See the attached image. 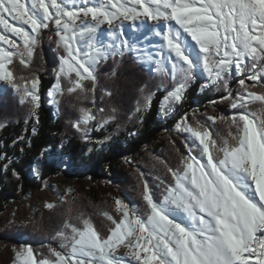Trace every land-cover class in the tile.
I'll list each match as a JSON object with an SVG mask.
<instances>
[{"label": "snow or ice", "instance_id": "6c2138e0", "mask_svg": "<svg viewBox=\"0 0 264 264\" xmlns=\"http://www.w3.org/2000/svg\"><path fill=\"white\" fill-rule=\"evenodd\" d=\"M45 30L62 49L50 102L59 111L60 98L75 96L69 123L86 142L90 125L103 129L116 109L101 107L98 116L80 101L90 97L95 105L100 65L125 56L159 79L161 114L201 80V89H222L220 101L236 113L208 115L211 123L178 121L186 151L177 149L178 166L167 168L171 180H159L158 198L144 180L143 207L115 198L119 218L103 213L113 225L106 236L81 213L78 224L67 218L56 230L59 249L48 246L45 255L23 245L14 249L13 264H264V0H0V42L7 45L0 46V81L37 122L39 78L10 66L18 60L30 67ZM236 76L234 92L229 81ZM100 91V99L112 95ZM140 92L137 112L148 110L155 95ZM218 122L228 125L227 136L214 130Z\"/></svg>", "mask_w": 264, "mask_h": 264}, {"label": "trees", "instance_id": "16d2710c", "mask_svg": "<svg viewBox=\"0 0 264 264\" xmlns=\"http://www.w3.org/2000/svg\"><path fill=\"white\" fill-rule=\"evenodd\" d=\"M50 35H53L50 30L44 31L29 68H24L18 60L11 66L17 75L39 78L41 102L36 110L38 122L29 114L28 107L19 103L17 94L11 88L0 93V156L7 157L0 159V215L14 200L41 187L29 174L46 148H50L53 154L59 149L60 153L70 155L75 165L85 167V178H89L90 186L82 183L81 179L76 193L53 210H39L25 225L6 226L0 218V264H12L14 249L21 243H28L39 251L48 249V246L59 249L60 241L53 238L56 230L67 218L71 223L78 224L77 217L81 213L90 219L100 234L106 236L113 225L103 213L119 218L108 185L120 182L123 192L143 207L140 194L144 180L148 181L158 198L161 192V188L157 187L159 180L170 181L167 168L178 166L180 153L177 149L186 151L185 136L175 131L177 120L186 116L195 125L196 118L208 122V115L230 117L236 113L227 101H220L226 94L222 89L204 88L200 91L201 80L188 88L185 99L175 108L174 116L161 119L160 101L165 93L156 91L159 79L125 56L122 61L109 60L100 65L95 105L90 97L80 101L97 111L98 116L101 107L109 112L112 108L116 109V119L103 129L97 130L94 123L91 125L90 140L86 142L69 123L70 118L76 115V110L71 107V103H77L74 95L65 94L60 98L56 121L53 108L45 103L46 94L55 83L54 69L59 63V52L54 41L48 39ZM238 79L240 77L236 76L229 81L234 92L239 88ZM85 83L90 85V82ZM247 83L251 84L250 81ZM141 88L146 92L153 91L155 95L148 110L137 112V100L142 98ZM100 89H107L112 95L100 99ZM214 130L227 136L228 125L218 122ZM97 141H103V145ZM7 163L8 167L4 169L3 165ZM13 170L19 178L13 175Z\"/></svg>", "mask_w": 264, "mask_h": 264}, {"label": "rangeland", "instance_id": "374dc122", "mask_svg": "<svg viewBox=\"0 0 264 264\" xmlns=\"http://www.w3.org/2000/svg\"><path fill=\"white\" fill-rule=\"evenodd\" d=\"M8 36L10 39H16V37L12 35H8ZM0 46L7 48V45H3L2 42H0ZM57 51L61 52L62 49L57 50ZM9 88L10 87L6 86L4 82L0 81V93H2L5 90H8ZM202 90L203 89H200V91ZM38 93L40 95L39 87H38ZM47 94H46L45 103L46 105L51 106L50 102L48 101ZM40 102H41V95H40ZM178 105L179 104L175 105L174 110L168 113L167 115L161 114L160 109H159V114H160L161 119L166 120L167 118L174 116L175 108ZM54 106H55V109H57V106L55 104L51 107L53 108ZM252 109L255 110L256 108L253 107ZM184 117L186 116L179 118L177 122L180 121ZM91 130H92V127H91ZM182 135L185 136V134H182ZM44 156L45 157H42L40 158L39 161L35 162L29 174L32 180L41 184V187L31 190L27 194L23 195L21 198L14 200L7 207V209L1 213L0 218L5 222L6 226L25 225L26 223H28L35 217L36 213L39 210H42V209L53 210L57 208L69 196H71L72 194L78 191V188L81 185L80 184L81 179H83L82 183L86 184L87 186H90L89 178H85L86 168L75 165L73 161L71 160L70 155L64 154L62 152L60 153L59 149L55 154H53V153H50V148H46ZM34 166L39 170L40 178H37L33 174L32 169ZM107 189L110 191V194L114 197V199L120 198L127 203L136 204L131 197H129L123 192L122 185L120 182L111 183L110 185L107 186ZM46 203H50L54 205V207L47 208L45 207ZM23 245H30V244L21 243L17 246V249ZM40 252L47 255L48 249L42 250ZM119 253L121 255L126 256L127 249L121 247L119 249Z\"/></svg>", "mask_w": 264, "mask_h": 264}, {"label": "bare ground", "instance_id": "6f19581e", "mask_svg": "<svg viewBox=\"0 0 264 264\" xmlns=\"http://www.w3.org/2000/svg\"><path fill=\"white\" fill-rule=\"evenodd\" d=\"M8 35H12L11 33H8ZM3 43V42H2ZM52 88V87H51ZM50 88V89H51ZM49 89V90H50ZM49 93V92H48ZM47 98H48V101L50 102V100H51V97H49V95L47 94ZM50 105L51 106H53L54 105V103H51L50 102ZM53 110H54V114H53V118H54V121H56L57 120V118H58V115H59V112H58V110L57 109H55V106L53 107ZM45 151H46V149L42 152L43 153V155H41V157H44V154H45Z\"/></svg>", "mask_w": 264, "mask_h": 264}]
</instances>
